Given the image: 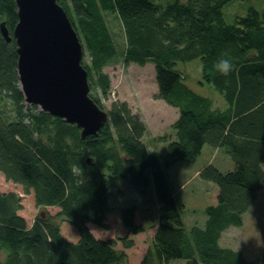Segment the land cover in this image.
Returning <instances> with one entry per match:
<instances>
[{"label": "trees", "instance_id": "trees-1", "mask_svg": "<svg viewBox=\"0 0 264 264\" xmlns=\"http://www.w3.org/2000/svg\"><path fill=\"white\" fill-rule=\"evenodd\" d=\"M246 1V13L238 14L234 2ZM246 1L58 0L83 42L90 95L109 114L97 134L83 137L77 124L26 103L13 36L17 3L0 0V172L21 187L0 190V264H131L135 236L149 229L152 239L137 264H264V249L250 258L221 242L225 231L243 225L264 187V0ZM109 14L121 22L123 46ZM121 58L154 63L156 97L178 110L173 134L161 136L163 151L147 145V124L127 101H103L111 89L104 68ZM196 59L202 83L224 103L193 89L177 68ZM220 59L233 65L227 76L215 67ZM207 149L225 150L230 163L213 159L196 168L218 194L206 219L189 224L168 171L196 165ZM121 183L140 202L126 199L134 204L118 207L124 235L98 237L91 228L111 229L112 197ZM30 194L42 210L31 222L20 213ZM64 222L77 229L78 240L63 234Z\"/></svg>", "mask_w": 264, "mask_h": 264}, {"label": "rangeland", "instance_id": "rangeland-1", "mask_svg": "<svg viewBox=\"0 0 264 264\" xmlns=\"http://www.w3.org/2000/svg\"><path fill=\"white\" fill-rule=\"evenodd\" d=\"M247 3L248 1H246L245 4L234 2V5H236L235 10L242 12L238 14L242 15L246 13L247 8L250 6V4ZM108 22L115 30V37L118 44L123 46L125 34L120 20L116 15L109 14ZM177 68L186 74L187 81L193 89L202 94L211 96L216 104L224 103L222 95L216 92L213 86L202 83L203 78L199 59L193 60L192 62H177ZM104 71L111 77V89L108 97L103 100L106 106H109L114 100L127 101L133 111L147 124L148 131L145 134L147 145H149L151 149L163 151L166 146V141L161 140V136L173 134L174 131L172 126L178 117V110L164 99L156 97L158 86L155 64L152 62L144 66L132 62L126 64L121 58L107 65ZM213 150L215 149L213 148ZM223 156L229 157L228 153L223 149L219 151L216 150L215 152H211L210 149H207L205 154L194 163L196 165L185 166L180 163L169 169L168 175L172 184V189L175 191L177 204L184 219L189 224L193 222H198L200 224V222L206 219L205 208L216 202L218 194V187L199 177L196 168L201 167L209 158L221 161ZM223 159L227 164L230 163V160L226 157ZM222 163H224L223 160ZM120 185L121 188L116 189L112 197V204L116 206L117 210L109 214L111 229L105 230L97 225H93L91 228L93 233L98 237H116L118 235H124L126 229L123 228L120 223L118 207L125 203L134 204L126 202V199L140 202V196L132 191V189H129L127 183H121ZM0 190L20 191L21 187L7 180L0 172ZM23 204L24 207L21 209L20 213L24 215L29 222L42 211L40 207L36 205L32 194L24 197ZM50 211L56 213L57 209L52 208ZM62 232L70 240L76 241L79 239L77 229L68 222L62 224ZM152 235L153 230L149 229L135 236V246L128 250L131 264H137L139 262L141 256L147 249L148 243L152 239ZM221 242L224 245H231L242 249L250 258H254L262 252L264 249V187L259 191L258 200L244 216L243 225L233 226L225 231ZM4 256L5 253L0 251V258H4Z\"/></svg>", "mask_w": 264, "mask_h": 264}, {"label": "water", "instance_id": "water-1", "mask_svg": "<svg viewBox=\"0 0 264 264\" xmlns=\"http://www.w3.org/2000/svg\"><path fill=\"white\" fill-rule=\"evenodd\" d=\"M20 89L26 103L77 124L83 137L97 134L109 118L90 95L83 42L58 0H16ZM1 32L12 35L5 22ZM42 213V212H41Z\"/></svg>", "mask_w": 264, "mask_h": 264}, {"label": "clouds", "instance_id": "clouds-1", "mask_svg": "<svg viewBox=\"0 0 264 264\" xmlns=\"http://www.w3.org/2000/svg\"><path fill=\"white\" fill-rule=\"evenodd\" d=\"M215 67L217 71H219L221 74L225 76H227L233 70V65L227 59L218 60Z\"/></svg>", "mask_w": 264, "mask_h": 264}, {"label": "crops", "instance_id": "crops-1", "mask_svg": "<svg viewBox=\"0 0 264 264\" xmlns=\"http://www.w3.org/2000/svg\"><path fill=\"white\" fill-rule=\"evenodd\" d=\"M214 158H209L208 160H207V162L209 163V162H211V161H213L214 162V160H213Z\"/></svg>", "mask_w": 264, "mask_h": 264}]
</instances>
